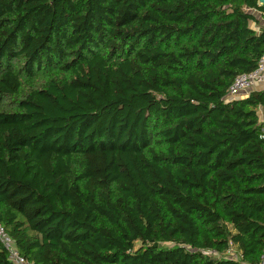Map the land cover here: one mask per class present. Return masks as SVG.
I'll return each mask as SVG.
<instances>
[{
	"label": "trees",
	"instance_id": "16d2710c",
	"mask_svg": "<svg viewBox=\"0 0 264 264\" xmlns=\"http://www.w3.org/2000/svg\"><path fill=\"white\" fill-rule=\"evenodd\" d=\"M255 10L264 17L259 0H0V224L22 255L261 261L264 89L227 98L264 54ZM0 264H13L1 240Z\"/></svg>",
	"mask_w": 264,
	"mask_h": 264
},
{
	"label": "built area",
	"instance_id": "2783aa9c",
	"mask_svg": "<svg viewBox=\"0 0 264 264\" xmlns=\"http://www.w3.org/2000/svg\"><path fill=\"white\" fill-rule=\"evenodd\" d=\"M264 89V54L262 55L256 69L238 74L233 83L228 88L227 98L234 99L248 94L254 89ZM0 240L8 251L9 258L13 264H34L26 256L22 255L16 246V242L6 231L5 227L0 224ZM240 264H264V256L260 262Z\"/></svg>",
	"mask_w": 264,
	"mask_h": 264
},
{
	"label": "rangeland",
	"instance_id": "374dc122",
	"mask_svg": "<svg viewBox=\"0 0 264 264\" xmlns=\"http://www.w3.org/2000/svg\"><path fill=\"white\" fill-rule=\"evenodd\" d=\"M264 18V17H263ZM263 18H261L262 20H259V21H262V24H264V20H263ZM253 24V23H252ZM45 75H40V76H38L37 78H35V79H33L31 82H29V83H31L32 85H34V86H36V85H38L39 83H43L44 82V80H45ZM263 117V116H262ZM263 119H264V117H263Z\"/></svg>",
	"mask_w": 264,
	"mask_h": 264
},
{
	"label": "crops",
	"instance_id": "0c3cea01",
	"mask_svg": "<svg viewBox=\"0 0 264 264\" xmlns=\"http://www.w3.org/2000/svg\"><path fill=\"white\" fill-rule=\"evenodd\" d=\"M254 13L257 15V17H258L259 20H262L261 18H263V16L261 15V12L260 11L255 10ZM263 20H264V18H263ZM260 23L262 24V21H260ZM253 25L256 27V24L255 23H253ZM259 112L261 113L262 116H264V108L260 109Z\"/></svg>",
	"mask_w": 264,
	"mask_h": 264
},
{
	"label": "water",
	"instance_id": "95a60500",
	"mask_svg": "<svg viewBox=\"0 0 264 264\" xmlns=\"http://www.w3.org/2000/svg\"><path fill=\"white\" fill-rule=\"evenodd\" d=\"M259 2H260L261 4H264V0H259Z\"/></svg>",
	"mask_w": 264,
	"mask_h": 264
}]
</instances>
